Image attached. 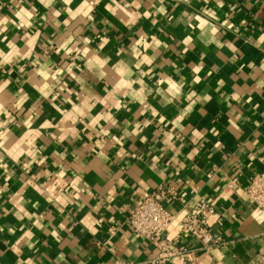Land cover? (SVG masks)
Instances as JSON below:
<instances>
[{"label":"crops","instance_id":"crops-1","mask_svg":"<svg viewBox=\"0 0 264 264\" xmlns=\"http://www.w3.org/2000/svg\"><path fill=\"white\" fill-rule=\"evenodd\" d=\"M262 159L264 0H0V264H153L159 187L175 245L214 207L191 264H264Z\"/></svg>","mask_w":264,"mask_h":264},{"label":"built area","instance_id":"built-area-1","mask_svg":"<svg viewBox=\"0 0 264 264\" xmlns=\"http://www.w3.org/2000/svg\"><path fill=\"white\" fill-rule=\"evenodd\" d=\"M246 193L255 206L264 211V169L251 175ZM169 198L184 200L174 189L159 187L153 193L137 199L129 215V223L135 234L152 244L158 252L152 260L153 264H169L174 261L191 264L199 250L209 251L226 244L221 236L212 232L211 217L216 215L214 207L207 200H200L181 221L182 231L196 239L200 247L175 245L168 235L176 219V215L166 206ZM117 264L132 263L118 261Z\"/></svg>","mask_w":264,"mask_h":264}]
</instances>
